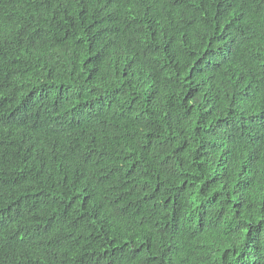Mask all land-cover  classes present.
<instances>
[{"label": "trees", "instance_id": "obj_1", "mask_svg": "<svg viewBox=\"0 0 264 264\" xmlns=\"http://www.w3.org/2000/svg\"><path fill=\"white\" fill-rule=\"evenodd\" d=\"M0 264H264V0H0Z\"/></svg>", "mask_w": 264, "mask_h": 264}]
</instances>
